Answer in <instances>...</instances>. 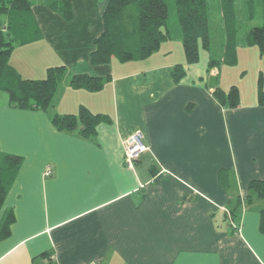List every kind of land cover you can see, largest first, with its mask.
Instances as JSON below:
<instances>
[{
	"label": "crops",
	"instance_id": "crops-1",
	"mask_svg": "<svg viewBox=\"0 0 264 264\" xmlns=\"http://www.w3.org/2000/svg\"><path fill=\"white\" fill-rule=\"evenodd\" d=\"M31 1L43 36L10 56L23 77L65 65L110 79L88 90L66 78L48 109L15 106L0 92V151L21 157L0 208V228L14 216L0 264H264V197L249 189L264 180L258 80L247 91L244 71L233 83L239 105H223L214 90L231 87L222 70L234 66L187 63L179 38L145 59L92 64L109 0H70L69 18ZM178 63L185 74L175 81ZM257 65L264 72L261 53ZM82 105L111 118L91 138L53 121ZM136 130L148 149L130 167L125 141Z\"/></svg>",
	"mask_w": 264,
	"mask_h": 264
},
{
	"label": "trees",
	"instance_id": "trees-1",
	"mask_svg": "<svg viewBox=\"0 0 264 264\" xmlns=\"http://www.w3.org/2000/svg\"><path fill=\"white\" fill-rule=\"evenodd\" d=\"M225 41L219 48L212 43L209 0H109L104 12V30L95 40V49L90 54L92 64L108 63L113 57L121 62L141 60L158 51L163 42L179 38L182 41L186 61L198 63L201 48L210 53L208 68L226 64H237L239 35L236 19V0H220ZM55 10L65 17L72 16L70 0H47ZM264 4V0H262ZM174 9V12H173ZM0 92H4L9 103L22 108L52 107L54 96L60 85L69 78L74 88L99 90L110 77L93 76L86 73L70 74L67 66L49 67L42 79L25 78L10 63V56L17 45L27 44L42 38L43 34L32 11L31 0H0ZM174 15L175 20H171ZM248 45L256 44L264 58V24L253 26L246 36ZM217 52V57L213 53ZM70 74V75H69ZM175 81L185 74L182 63L172 71ZM214 96L229 107L240 103V91L236 84L228 90L216 86ZM258 101L264 105V72L258 78ZM53 121L59 129L76 130L86 137H94L102 121H111L107 114L94 113L82 105L78 113H56ZM21 157L0 151V208L10 182L20 165ZM251 192L264 197V180L249 183ZM14 216L10 213L0 228V236L11 229ZM261 230L264 231V209L261 211Z\"/></svg>",
	"mask_w": 264,
	"mask_h": 264
},
{
	"label": "rangeland",
	"instance_id": "rangeland-1",
	"mask_svg": "<svg viewBox=\"0 0 264 264\" xmlns=\"http://www.w3.org/2000/svg\"><path fill=\"white\" fill-rule=\"evenodd\" d=\"M173 3V0H171ZM209 11L211 17V29H212V43L215 48H219L225 41V31L222 21V8L220 0H209ZM174 4V3H173ZM236 19L238 27L239 41L246 40V36L253 26H262L264 24V4L262 0H236ZM174 12V9H173ZM3 19V15L0 17ZM171 20H175L174 15ZM241 45V44H239ZM183 47V46H182ZM254 47V49H249ZM46 49V48H45ZM47 53V51H46ZM59 56V53H56ZM33 55V54H32ZM39 55V54H38ZM218 53L215 51L213 57H217ZM260 50L256 44L248 45L246 43L243 46L237 48V64L234 67L223 66V82L226 87H230L233 83L239 85L240 78H243V72L246 71L247 75L245 80H242L243 88L247 91L254 86L255 81L259 78L258 68ZM210 53L201 48L200 59L197 66L205 67L206 63L209 62ZM257 65V66H256ZM260 71V70H259ZM241 83V81H240Z\"/></svg>",
	"mask_w": 264,
	"mask_h": 264
},
{
	"label": "built area",
	"instance_id": "built-area-1",
	"mask_svg": "<svg viewBox=\"0 0 264 264\" xmlns=\"http://www.w3.org/2000/svg\"><path fill=\"white\" fill-rule=\"evenodd\" d=\"M148 149V146L143 140V135L140 130L133 132L125 141V162L128 166L132 167L135 161L141 156L143 152ZM53 172L52 167L49 165L46 168L45 174L51 175Z\"/></svg>",
	"mask_w": 264,
	"mask_h": 264
}]
</instances>
